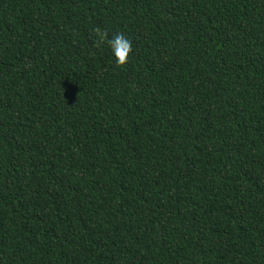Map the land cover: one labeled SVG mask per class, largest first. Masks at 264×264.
<instances>
[{
  "label": "trees",
  "instance_id": "trees-1",
  "mask_svg": "<svg viewBox=\"0 0 264 264\" xmlns=\"http://www.w3.org/2000/svg\"><path fill=\"white\" fill-rule=\"evenodd\" d=\"M0 264H264V0H0Z\"/></svg>",
  "mask_w": 264,
  "mask_h": 264
},
{
  "label": "clouds",
  "instance_id": "clouds-1",
  "mask_svg": "<svg viewBox=\"0 0 264 264\" xmlns=\"http://www.w3.org/2000/svg\"><path fill=\"white\" fill-rule=\"evenodd\" d=\"M109 43L112 52L116 57L115 62L117 63V65H124L128 61L129 55L132 51L130 40L122 33H117L113 36Z\"/></svg>",
  "mask_w": 264,
  "mask_h": 264
},
{
  "label": "bare ground",
  "instance_id": "bare-ground-1",
  "mask_svg": "<svg viewBox=\"0 0 264 264\" xmlns=\"http://www.w3.org/2000/svg\"><path fill=\"white\" fill-rule=\"evenodd\" d=\"M171 149V148H170ZM178 156V155H177Z\"/></svg>",
  "mask_w": 264,
  "mask_h": 264
}]
</instances>
